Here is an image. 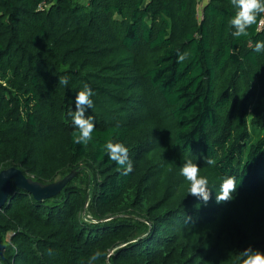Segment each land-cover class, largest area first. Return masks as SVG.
Segmentation results:
<instances>
[{
    "label": "trees",
    "instance_id": "obj_1",
    "mask_svg": "<svg viewBox=\"0 0 264 264\" xmlns=\"http://www.w3.org/2000/svg\"><path fill=\"white\" fill-rule=\"evenodd\" d=\"M201 4L0 0V172L45 185L76 172L42 202L13 183L0 264H241L249 246L264 252L262 19L234 38L230 0ZM85 84L95 130L82 145L69 113ZM108 140L129 148L131 173L102 151ZM188 159L209 179L206 203L180 175ZM226 176L237 191L217 203Z\"/></svg>",
    "mask_w": 264,
    "mask_h": 264
},
{
    "label": "clouds",
    "instance_id": "obj_2",
    "mask_svg": "<svg viewBox=\"0 0 264 264\" xmlns=\"http://www.w3.org/2000/svg\"><path fill=\"white\" fill-rule=\"evenodd\" d=\"M235 10L234 16L230 20V25L234 29L232 36L234 38L249 37V29L258 24V18L264 20V0H230ZM257 53H264V41L255 42L253 49ZM188 54L182 53L178 55L177 62H183L187 59ZM68 79L66 77L59 78V84L67 86ZM93 90L87 84L83 89L78 91L75 96V111L70 112L72 122L76 131L72 133L73 142L75 144L87 145L92 140V133L95 130L94 118L86 115L87 110L94 106L92 97ZM102 151L111 161H114L123 169L124 175L133 171V164L129 155V148L123 143L108 140L102 146ZM208 165H215L216 161L208 159ZM180 175L188 182V194L195 196L205 203L210 199L211 193L209 189V179L201 175V169L188 159L180 168ZM237 182L235 176H226L222 178L220 191L216 195V202H228L234 199L233 193L237 191ZM100 256L97 252L91 257V261L96 260ZM241 264H264V252L253 249L251 246L244 249L240 253Z\"/></svg>",
    "mask_w": 264,
    "mask_h": 264
},
{
    "label": "water",
    "instance_id": "obj_3",
    "mask_svg": "<svg viewBox=\"0 0 264 264\" xmlns=\"http://www.w3.org/2000/svg\"><path fill=\"white\" fill-rule=\"evenodd\" d=\"M75 176L76 172H72L60 181L45 185L26 177L16 168L3 170L0 172V211L9 201L13 183L17 189L29 193L36 201L42 202L58 196ZM4 252L5 248L0 237V255L3 256Z\"/></svg>",
    "mask_w": 264,
    "mask_h": 264
},
{
    "label": "built area",
    "instance_id": "obj_4",
    "mask_svg": "<svg viewBox=\"0 0 264 264\" xmlns=\"http://www.w3.org/2000/svg\"><path fill=\"white\" fill-rule=\"evenodd\" d=\"M259 31H264V20H261L258 24Z\"/></svg>",
    "mask_w": 264,
    "mask_h": 264
},
{
    "label": "rangeland",
    "instance_id": "obj_5",
    "mask_svg": "<svg viewBox=\"0 0 264 264\" xmlns=\"http://www.w3.org/2000/svg\"><path fill=\"white\" fill-rule=\"evenodd\" d=\"M208 1L209 0H202L201 9H202V6H204ZM60 180H62V179H57V181H60Z\"/></svg>",
    "mask_w": 264,
    "mask_h": 264
}]
</instances>
